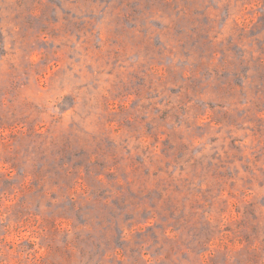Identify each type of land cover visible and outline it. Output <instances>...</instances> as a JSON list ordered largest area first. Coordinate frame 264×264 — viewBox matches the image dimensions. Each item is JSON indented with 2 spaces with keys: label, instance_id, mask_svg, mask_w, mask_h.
<instances>
[{
  "label": "rangeland",
  "instance_id": "374dc122",
  "mask_svg": "<svg viewBox=\"0 0 264 264\" xmlns=\"http://www.w3.org/2000/svg\"><path fill=\"white\" fill-rule=\"evenodd\" d=\"M0 264H264V0H0Z\"/></svg>",
  "mask_w": 264,
  "mask_h": 264
}]
</instances>
